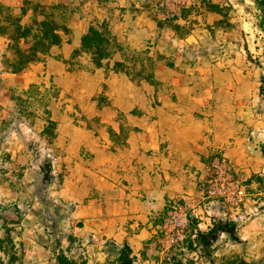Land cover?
<instances>
[{
  "label": "rangeland",
  "instance_id": "rangeland-1",
  "mask_svg": "<svg viewBox=\"0 0 264 264\" xmlns=\"http://www.w3.org/2000/svg\"><path fill=\"white\" fill-rule=\"evenodd\" d=\"M0 4L22 24L52 15L67 26L61 43L72 49L63 59L52 46L13 73L19 55L0 35V264H56L58 254L86 264L92 245L110 251L108 239L87 233L86 219L98 217L103 230L110 216L121 215V196L135 190L125 139L143 130L173 141V147L159 145L169 160L157 177L172 184L174 194L152 216L154 247L185 264H264V217L249 244L224 234L209 258L186 248L193 240L191 220L229 221L242 208L248 213L236 222L243 226L264 209L260 200L243 207L248 193L264 191V172L257 171L264 158V12L258 0ZM90 25L107 31L123 50L100 68L80 48ZM123 59L134 81L112 72ZM137 72H152L154 84ZM108 75L109 87L103 82ZM48 117L56 122L55 138L42 133ZM198 133L207 144L215 139L211 151L191 143ZM93 141L107 148L94 153ZM47 166L49 180L39 171Z\"/></svg>",
  "mask_w": 264,
  "mask_h": 264
},
{
  "label": "crops",
  "instance_id": "crops-1",
  "mask_svg": "<svg viewBox=\"0 0 264 264\" xmlns=\"http://www.w3.org/2000/svg\"><path fill=\"white\" fill-rule=\"evenodd\" d=\"M118 27L119 25L116 28ZM73 44L74 46H78L75 41ZM53 47H55L56 53L60 54L63 59H67L72 52L69 43H61L60 45ZM53 47L50 49V52L53 51ZM114 76H117V74H114ZM111 77V75H108L105 78L103 77V82L108 87V82ZM119 112H122V110H119ZM125 117L128 122L131 121L127 115H125ZM114 131L115 133H119L118 130L114 129ZM261 136L262 135H260V137ZM195 138L196 139L191 143L195 145V142H197L200 152H203L206 149H208L207 151H211V146L214 145L213 141H215L214 138L208 139V144L204 142L205 136L201 133H198ZM163 141H168L167 147H173V141L171 138L163 137L161 132L156 131L154 133L145 130L131 132L129 137L125 139L124 147L129 149L130 155H133L130 162L132 161L134 165V171L133 175L130 177V181H133L132 188L135 190L134 193L129 192L121 196V200L119 201L121 204L120 208L122 209L121 215L116 219L110 216L108 218L107 228L102 230L100 226H98V217L90 219L89 216H87V233L93 234V236L96 237H99L100 235L102 238L104 237L105 239H108L111 243V249L109 251L108 247L99 246L98 244L96 246L92 245L91 248H94V253H92L93 258L88 259L86 264H115L124 244L130 248L131 253L129 257H136V262L133 264H163L162 261L164 256H166L165 264H171L174 261L184 263V259L179 260L173 252L170 254L166 252L164 254L163 250H161V248H155V243L152 242V239L158 232L157 226L153 224L152 216L161 213L164 209L166 198L169 195L174 194L172 188L174 186L167 183L163 184L159 177H157L159 172L164 171L163 165L165 161L169 160H165V157L160 155L159 145ZM261 144L264 145L263 140ZM186 145L189 147L191 146L190 142ZM208 145L210 146L208 147ZM105 148H107L106 145L96 141H93L92 146H89V149L94 153L103 152L105 151ZM105 155H107V153H105ZM261 161L262 164L258 167L257 171H260V168H262V172H264V158H262ZM181 190H183V188ZM263 196L264 191H262V189L255 194L248 193L244 198L243 207L245 206L250 209L249 206L254 203H259V200V205H262V203H264ZM263 212L264 209H261L257 214L258 216H255L251 222L244 223L243 226L240 223H237V220L244 217V214L248 213L247 211L242 208L235 209L232 212L233 214L229 216V221L237 223V234L239 235V239L243 241V244H249L251 239L258 235V231L261 232L260 229H257L256 224L263 219ZM230 217L232 220H230ZM195 220L197 226L192 227L194 231L191 236L192 239L194 238L197 229L200 231H206L211 226L214 218L205 217V222H201V217ZM90 223L93 227L90 226ZM239 226L242 227L239 229ZM223 235L224 234H222L221 237H223ZM87 249L89 251V247ZM185 254L188 255V253L183 252V255Z\"/></svg>",
  "mask_w": 264,
  "mask_h": 264
},
{
  "label": "trees",
  "instance_id": "trees-1",
  "mask_svg": "<svg viewBox=\"0 0 264 264\" xmlns=\"http://www.w3.org/2000/svg\"><path fill=\"white\" fill-rule=\"evenodd\" d=\"M258 2L264 12V0H258ZM67 31L66 25L58 23L49 14H44L42 20L33 19L31 24H22L21 18L14 16L7 7L0 4V35L7 37L9 41L8 46L13 48L19 55L18 61L12 69L13 73L24 70L28 64L37 61L40 56L46 55L50 47L60 45L62 41L61 33H66ZM80 48L90 54L93 65L98 68L102 67L103 61L109 60L114 52L120 53L123 51L122 46L107 31L93 25H90L86 33L81 36ZM126 64L125 59L115 61L112 72L123 73L130 81H134V76L128 72ZM134 75L141 80L154 84L155 80L152 72L146 75L142 72H137ZM18 99L22 101V98ZM46 113L49 114L48 111ZM42 133L55 138L56 122L50 117L44 121ZM39 171L43 174L45 180L50 179V166L40 167ZM191 224L196 227V220H191ZM236 229V223L233 221L214 219L206 231L197 229L193 240L187 242L186 248L190 251L199 252L201 255L209 258V255L213 251L212 246L222 234H226L233 242L240 241ZM130 253V248L124 244L115 264L135 263L136 257H129ZM56 264H75V262L68 260L63 254H58ZM171 264L185 263L174 261ZM187 264L192 263L189 262Z\"/></svg>",
  "mask_w": 264,
  "mask_h": 264
},
{
  "label": "built area",
  "instance_id": "built-area-1",
  "mask_svg": "<svg viewBox=\"0 0 264 264\" xmlns=\"http://www.w3.org/2000/svg\"><path fill=\"white\" fill-rule=\"evenodd\" d=\"M166 18V16L162 17V19L164 20Z\"/></svg>",
  "mask_w": 264,
  "mask_h": 264
}]
</instances>
